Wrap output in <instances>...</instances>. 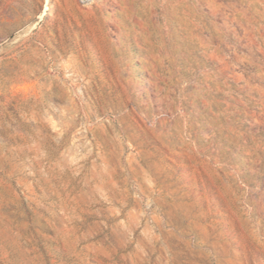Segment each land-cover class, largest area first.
I'll list each match as a JSON object with an SVG mask.
<instances>
[{"label":"rangeland","instance_id":"rangeland-1","mask_svg":"<svg viewBox=\"0 0 264 264\" xmlns=\"http://www.w3.org/2000/svg\"><path fill=\"white\" fill-rule=\"evenodd\" d=\"M0 264H264V0H0Z\"/></svg>","mask_w":264,"mask_h":264}]
</instances>
